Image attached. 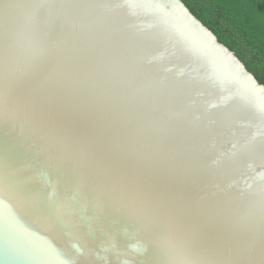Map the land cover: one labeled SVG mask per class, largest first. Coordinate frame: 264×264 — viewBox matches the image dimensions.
Listing matches in <instances>:
<instances>
[{
  "label": "water",
  "instance_id": "water-1",
  "mask_svg": "<svg viewBox=\"0 0 264 264\" xmlns=\"http://www.w3.org/2000/svg\"><path fill=\"white\" fill-rule=\"evenodd\" d=\"M262 97L182 0H0V264H264Z\"/></svg>",
  "mask_w": 264,
  "mask_h": 264
},
{
  "label": "trees",
  "instance_id": "trees-1",
  "mask_svg": "<svg viewBox=\"0 0 264 264\" xmlns=\"http://www.w3.org/2000/svg\"><path fill=\"white\" fill-rule=\"evenodd\" d=\"M264 85V0H182Z\"/></svg>",
  "mask_w": 264,
  "mask_h": 264
},
{
  "label": "bare ground",
  "instance_id": "bare-ground-1",
  "mask_svg": "<svg viewBox=\"0 0 264 264\" xmlns=\"http://www.w3.org/2000/svg\"><path fill=\"white\" fill-rule=\"evenodd\" d=\"M260 100H262L264 102V97L260 98Z\"/></svg>",
  "mask_w": 264,
  "mask_h": 264
}]
</instances>
